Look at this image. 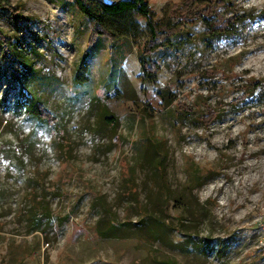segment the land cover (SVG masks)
I'll return each mask as SVG.
<instances>
[{"label":"rangeland","instance_id":"rangeland-1","mask_svg":"<svg viewBox=\"0 0 264 264\" xmlns=\"http://www.w3.org/2000/svg\"><path fill=\"white\" fill-rule=\"evenodd\" d=\"M148 1L161 18L183 0ZM231 3L227 18H252L211 47L194 22L147 73L137 46L97 40L76 7L0 0V30L31 66L24 89L1 47L0 264H264V0ZM43 196L51 214L34 218ZM101 196L129 237L104 236ZM139 214L196 246L141 237Z\"/></svg>","mask_w":264,"mask_h":264},{"label":"trees","instance_id":"trees-1","mask_svg":"<svg viewBox=\"0 0 264 264\" xmlns=\"http://www.w3.org/2000/svg\"><path fill=\"white\" fill-rule=\"evenodd\" d=\"M67 5L76 7L91 23L92 34L98 40L100 37L108 38L112 43L128 41L133 43L140 50L139 60L143 72L155 70L157 61L154 59L158 52H165L180 49L187 43L186 29L194 22H203L205 31L203 43L211 47L216 40L229 35L234 29L235 24L245 20L252 15L234 14L226 17V10L232 5L231 0H214L205 6L198 5L192 0H183L180 3H169L162 10V17L157 18V13L152 9L148 0H61ZM208 42V43H207ZM12 46L14 57L10 58L11 66L9 70H14L15 78L21 80V86L27 88L26 81L31 70V66L18 51L16 53V43L10 42L0 30V49L1 47ZM211 44V45H210ZM3 58L7 54L2 55ZM23 62V63H22ZM41 103L38 99L30 103L31 112L34 115L42 114ZM172 108V103L167 104ZM170 117L173 115L170 114ZM207 115L203 116V119ZM30 147V145H29ZM28 147V148H29ZM5 156L11 160L15 158L16 150L7 149L3 151ZM18 162L23 158L17 155ZM189 184L193 189L199 185L201 175L200 168L193 161L189 168ZM193 184V185H192ZM105 197H99V207L103 218L105 229L102 232L107 237H129L120 230L124 224H117L114 220L112 207ZM46 197L36 199L35 205L31 207L32 216L35 218L49 217L51 208L45 202ZM138 221L133 223L136 232L143 238L153 240L169 249L176 246L184 251L188 247L196 246V242L191 240L176 241L173 239L172 231L168 223L163 222L151 215L139 214ZM110 224V226H109ZM107 226V227H106ZM39 229H35L38 231Z\"/></svg>","mask_w":264,"mask_h":264}]
</instances>
